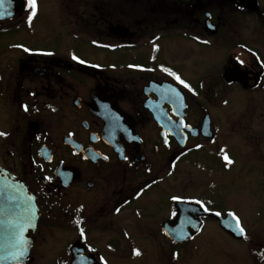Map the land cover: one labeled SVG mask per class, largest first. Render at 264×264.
I'll return each instance as SVG.
<instances>
[{"label": "flooded vegetation", "instance_id": "obj_1", "mask_svg": "<svg viewBox=\"0 0 264 264\" xmlns=\"http://www.w3.org/2000/svg\"><path fill=\"white\" fill-rule=\"evenodd\" d=\"M154 2L132 0L130 24H123L122 19L108 21L103 15L97 21L102 22L107 36H112L109 38L119 41L113 47L131 48L132 52L137 48L154 50V42L174 36L213 52L224 48L222 61L214 58L209 66L202 65L205 73L194 91L183 90L178 76L162 66L165 59L154 53H147L150 66L133 65L118 72L92 61L42 54L16 45L0 49V133L6 134L0 135V168L26 186L38 209L34 244L25 264H33L32 251L40 241L43 244L37 251L46 247V258L60 260V264H137L135 251L151 253L156 264H181L187 244L207 228L243 243L244 264H264V203L249 218L258 224V231L250 232L230 209L210 210L197 203V197L172 194L170 187L157 183L139 185V179L152 172L156 156L167 155L169 159L175 153L178 161H184V156L194 151L216 154L222 163H227L223 158L226 154L231 164H236L235 171L249 163L262 181L263 2L163 0L157 9ZM225 11L229 17H250L252 24L232 20L221 28L218 14ZM77 16L88 21L85 15ZM207 19L215 27L214 33L207 28ZM174 26L182 32L171 36ZM115 27L123 31L115 34L110 30ZM147 31L149 39L139 41ZM219 39L224 47L219 46ZM11 50L18 55L10 56ZM111 72L119 74L109 75ZM131 72L137 75L134 80L129 78ZM123 73V78L117 77ZM209 75L211 80L205 82ZM165 83L179 88L184 108L179 112L178 105L164 101L159 107L167 119L162 126L149 106L159 103L154 91L161 86L165 87V98L175 91ZM225 89L232 94L222 104H206V96L217 98ZM186 91L195 100L193 109ZM234 95L241 99L242 111L230 104ZM255 96L263 103L259 110L250 104ZM124 101L132 103L131 110L125 108ZM255 113L259 122L251 123L253 130L244 119L253 118ZM205 119L209 121L206 132L202 131ZM228 120L238 125L231 127ZM227 144L237 146L238 157L230 156ZM229 165L215 175L227 176L224 172H229ZM159 190L167 194L166 205L155 193ZM178 202L198 206L201 214L195 220L202 224L200 233L180 243L174 240L183 238L192 217H183L175 224ZM153 203H157L155 210L151 209ZM230 213L245 229L240 238L233 233Z\"/></svg>", "mask_w": 264, "mask_h": 264}, {"label": "rangeland", "instance_id": "obj_2", "mask_svg": "<svg viewBox=\"0 0 264 264\" xmlns=\"http://www.w3.org/2000/svg\"><path fill=\"white\" fill-rule=\"evenodd\" d=\"M131 1L37 0L36 15L31 22L28 19L31 8L27 5V10L20 18L0 23V49L8 45H16L42 54L57 57H76L80 60L92 61L101 68H113L112 71L116 70L118 72L133 65L150 66L151 64L146 61L147 53H154L155 57L159 56V59H165L162 61L163 64L161 63L162 66L189 85V87H185L184 84L180 83L183 90L194 91L198 78L205 73L200 69L202 65L209 66V63L214 62V58H216L215 61H222L225 56V54H222L224 48L221 51L213 52L207 46L199 48L175 36L171 37L170 40L162 39L160 42H154V50L151 48L147 51L146 49L137 48L132 52L131 48L113 47V43H119V41L109 38L112 36H107L102 22L97 21V19L103 18L101 17L103 15L108 21L117 22L122 19L123 24H130L133 12ZM162 2L163 0H155L153 7L155 9L159 8ZM262 2L264 5V0ZM80 14L85 15L88 21H81V18L77 16ZM94 14L95 17L91 16ZM218 16V26L221 28L228 25L232 20L241 25L252 24L250 17L243 15L229 17L225 11L220 12ZM95 22H97V25H95ZM177 31L182 32L176 26L172 27L170 30L171 36L177 34ZM150 35L147 31L139 41H147ZM220 40L218 42L219 46L224 47ZM214 41L210 40L209 43ZM9 53L10 56L18 55L12 50ZM118 72H111L109 75ZM130 75L129 78L133 80L137 77L133 72ZM124 76L123 73V75L117 77L123 78ZM210 80L211 75L206 77L205 82ZM188 91L185 93L193 109L195 100L190 97ZM231 94V90L225 89L221 94H218L217 98L214 95L206 96L205 102L208 105L222 104L223 100L228 96L230 97ZM251 99L253 101L250 104H255L257 106L255 110H259L263 105L260 96ZM123 103H125V108L131 110V102L124 101ZM230 104L237 110L242 111L243 109L241 99H236L235 95L230 100ZM247 117L244 121L248 123V126L251 123L259 122L256 113L252 115L253 118ZM228 122V125L234 123L232 120H228ZM235 125H238V123ZM235 125H231V127H235ZM250 127L252 128V126ZM246 136L249 137L245 134ZM189 145L194 146L195 144L190 143ZM225 148L228 149L231 157L239 156L237 146L227 144ZM183 160L185 162L178 161L175 153L169 159L167 155L156 156L153 160L152 172L148 176L140 178L139 185L157 183L170 187L172 194L197 197L196 200L204 203L210 210L221 209L225 211L230 209L241 218L243 225L250 232L258 231V224L249 218L264 203V178L260 182V174L251 170L249 163H245L241 171H235L236 164H230L228 166L229 172H224L228 175L218 173L220 177H217L215 175L217 171L220 169L224 171L227 163H222L216 154L194 151L186 154ZM200 168L208 169L211 173L202 171ZM155 193L161 195L166 205L167 194L161 190L159 192L155 191ZM156 205L157 203H153L151 209L155 210ZM41 244H43L41 241L38 242L36 249L32 251L33 264L62 263L60 260L55 262L46 258V247H42L41 251L38 252L37 248ZM193 247L198 253L197 258L194 255ZM244 247L243 243H235V241L222 236L220 233L216 234L215 229L207 228L196 241L187 244L184 262L181 264H244ZM146 254L145 252L144 254L140 253L135 260L136 263L156 264L154 256L151 253Z\"/></svg>", "mask_w": 264, "mask_h": 264}, {"label": "water", "instance_id": "obj_3", "mask_svg": "<svg viewBox=\"0 0 264 264\" xmlns=\"http://www.w3.org/2000/svg\"><path fill=\"white\" fill-rule=\"evenodd\" d=\"M25 4L26 0H3V4L0 5V23L19 17L24 11ZM207 18L209 17L207 16ZM206 26L211 33L215 32V27L211 25L208 19ZM110 30L114 31L115 34L123 31L120 27ZM165 84L175 91H171L165 98V87L161 86L158 91H154L159 97V103L149 106L155 120L162 126L167 120L164 111L159 109L164 101L170 103L171 106L178 105L180 107L178 108L179 112L184 108V96L179 88L170 83ZM173 108L176 109V107ZM208 128L209 121L205 119L202 131L206 132ZM177 208L179 214L175 224L179 225L183 217H192L191 220H187V229L183 238L174 240L180 243L190 240L200 233L202 224L200 220H195V216L200 215L201 211H199L198 206L184 202H178ZM37 220L38 209L32 194L19 179L0 168V264H25L27 262L31 247L34 244L33 235L37 227ZM233 233L237 238L241 237L235 228V222ZM21 251L24 252L23 257L18 256Z\"/></svg>", "mask_w": 264, "mask_h": 264}, {"label": "snow or ice", "instance_id": "obj_4", "mask_svg": "<svg viewBox=\"0 0 264 264\" xmlns=\"http://www.w3.org/2000/svg\"><path fill=\"white\" fill-rule=\"evenodd\" d=\"M27 3L29 5V7L31 8V13L28 17L29 22H31L32 18L36 15V11H37V0H27ZM3 4V0H0V5ZM25 51H28L27 49H25ZM74 59H76L75 57H73ZM176 79L181 83L184 84L185 87H189V85H187L183 80H180L179 77H176ZM25 110H27V108L25 107ZM0 135H6L5 133H0ZM223 151V150H221ZM224 160L227 162V164H231L232 161L230 160V158L225 154L224 155ZM197 203H200L199 201H197ZM232 218V220L235 222V228L239 231V233L241 235H243L245 233V229L241 226V222L239 220L238 217H236L234 214H229ZM81 235H83V230H81ZM135 255H139L140 253L138 251H135L134 253ZM24 252L21 251L18 253L19 257H23Z\"/></svg>", "mask_w": 264, "mask_h": 264}]
</instances>
